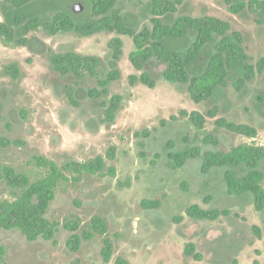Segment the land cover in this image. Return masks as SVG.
I'll use <instances>...</instances> for the list:
<instances>
[{"label": "rangeland", "instance_id": "obj_1", "mask_svg": "<svg viewBox=\"0 0 264 264\" xmlns=\"http://www.w3.org/2000/svg\"><path fill=\"white\" fill-rule=\"evenodd\" d=\"M78 1L83 4L73 0L71 5ZM144 2L124 0L125 8L135 12ZM187 12L228 21L244 35L251 62L256 64L264 58V21L257 22L255 14H233L223 0H189ZM27 37L26 45L8 44L0 37V134L24 141L22 145L0 146V164L11 165L34 178L42 173L35 165V155L59 165L102 155L105 168L101 173H85L78 181L58 185L46 212L49 220L59 223L55 244L41 237L28 240L16 229H0V245L5 248L1 264H114L117 256L130 264H253L255 260L256 264H264V207L258 211L247 195L228 194L222 175L203 174L197 159L173 170L165 152L155 156L156 138L145 139L144 148L137 145L134 132L147 128L157 129L155 134L164 132V140L177 136L179 146H184L182 137L186 134L192 139L196 128L180 110H204V105L193 102L188 93L164 79L162 62L152 58L141 70L136 69L129 59L134 49L131 36L115 31L83 36L75 32L50 34L39 28ZM113 37L122 40V53L116 61L120 77L109 84L108 95L96 98L89 94L97 85L96 77L87 74L78 79L72 73L62 76L51 66V53L74 51L97 56V71L102 75L112 68L108 43ZM13 63L18 67L15 78L5 70ZM142 72L154 79L153 88L140 81L129 84V75ZM255 81H261L260 74ZM68 86L77 104L68 100ZM112 94L122 96L121 108L114 122H103L102 102ZM226 102L231 105L221 102L219 113L205 122V131L218 139V149L227 151L242 143L264 146V116L254 108L252 93L239 97L229 85ZM171 115H177V120H169ZM220 116L251 124L257 134L248 137L219 128L214 121ZM161 119H167V125L161 126ZM111 146L115 147L113 159L107 156ZM141 150L146 156L140 154ZM110 168L115 176L107 172ZM127 179L129 186L118 187V182ZM18 193L0 181V200L13 199ZM155 200L158 207L142 204ZM194 203L202 208H226L230 214L215 220L191 218L185 209ZM94 214L102 216L108 225L107 234L113 244L109 262L101 257L100 235L82 239L76 251L67 244L69 235L80 233ZM180 216L182 219L176 221ZM71 221L79 223L75 231L64 225ZM187 242L195 245L201 260L184 253Z\"/></svg>", "mask_w": 264, "mask_h": 264}, {"label": "trees", "instance_id": "obj_2", "mask_svg": "<svg viewBox=\"0 0 264 264\" xmlns=\"http://www.w3.org/2000/svg\"><path fill=\"white\" fill-rule=\"evenodd\" d=\"M73 0H0V37L8 44L26 45L27 35L43 28L50 34L58 32H75L89 36L100 31H115L131 36L134 49L129 53L132 65L141 70L152 58L165 65L163 77L179 90L188 93L189 98L201 104L203 111L180 114L188 118V122L196 128L192 139L185 134L180 147L176 136L164 140L163 133L154 129L143 128L135 131L137 145L145 147V139L156 138L158 149L156 157L164 152L169 166L173 170L181 169L190 159L200 161V171L211 176L222 175L226 192L230 195H247L256 210L264 207V146L242 143L227 151L218 149V139L205 131L207 117H215L226 102L229 85L239 97L253 95V105L264 116V58L256 64L251 62L244 45L243 34L233 29L230 23L217 16L202 13L192 15L187 12L189 0H145L137 12L125 8L124 0H81L85 6L82 12L75 13L70 5ZM233 14L249 16L255 14L257 22L264 21V0H223ZM112 50V68L102 75L98 74L99 58L95 55H83L74 51L51 53V66L60 74L72 73L81 79L87 74L96 77L97 85L89 90L92 97L100 98L109 94V84L120 77L116 61L122 53V40L113 37L109 41ZM14 78L18 75L15 63L5 67ZM261 81L256 83V75ZM129 84L137 81L150 88L155 86L154 79L146 72L140 75L131 74ZM66 96L73 104L71 87H66ZM122 96L110 95L102 102V121L112 123L121 108ZM171 115L169 120H177ZM167 119H161L160 125H167ZM214 123L219 128L236 132L248 137L257 134V128L248 123H236L220 116ZM264 128V126H263ZM198 142L197 144L195 143ZM24 141L9 139L0 134V146L22 145ZM159 151V152H158ZM115 147L107 151L109 158H114ZM140 154L146 156L145 151ZM36 167L42 173L31 178L28 174L16 170L8 164H0V181L19 193L13 199L0 200V229L19 230L28 240L39 237L56 243L54 236L59 223L46 217L50 202L54 199L58 185L67 181H78L82 174L101 173L105 168L104 156L96 155L85 161L68 160L61 165L43 155L33 157ZM109 174L115 176L113 168ZM221 173V174H220ZM130 179L118 182V187L129 186ZM210 196L205 198L208 202ZM148 208L159 206L158 201H142ZM191 218L215 220L219 216L230 214L226 208H202L198 204H190L185 209ZM182 217L176 218L180 221ZM75 231L79 223L71 221L64 224ZM258 236L259 229L254 227ZM106 220L94 214L80 233L72 232L67 244L76 251L81 240H89L100 235L102 240L101 257L109 262L113 244L107 234ZM184 253L196 260L202 254L195 249L192 242L184 245ZM5 248L0 245V264L3 262ZM255 260L253 264H256ZM114 264H130L122 256H117Z\"/></svg>", "mask_w": 264, "mask_h": 264}, {"label": "water", "instance_id": "obj_3", "mask_svg": "<svg viewBox=\"0 0 264 264\" xmlns=\"http://www.w3.org/2000/svg\"><path fill=\"white\" fill-rule=\"evenodd\" d=\"M71 10L75 13L82 12L84 10V5L81 2H75L71 5Z\"/></svg>", "mask_w": 264, "mask_h": 264}, {"label": "flooded vegetation", "instance_id": "obj_4", "mask_svg": "<svg viewBox=\"0 0 264 264\" xmlns=\"http://www.w3.org/2000/svg\"><path fill=\"white\" fill-rule=\"evenodd\" d=\"M239 31V30H238ZM240 32V31H239ZM243 40H244V35H243Z\"/></svg>", "mask_w": 264, "mask_h": 264}]
</instances>
